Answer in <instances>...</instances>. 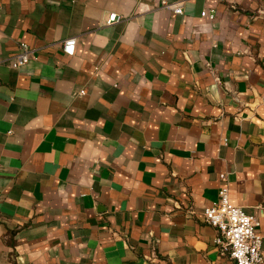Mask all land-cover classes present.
I'll list each match as a JSON object with an SVG mask.
<instances>
[{"label":"crops","instance_id":"crops-1","mask_svg":"<svg viewBox=\"0 0 264 264\" xmlns=\"http://www.w3.org/2000/svg\"><path fill=\"white\" fill-rule=\"evenodd\" d=\"M161 1L0 0V264H236L220 173L264 254V0Z\"/></svg>","mask_w":264,"mask_h":264},{"label":"built area","instance_id":"built-area-1","mask_svg":"<svg viewBox=\"0 0 264 264\" xmlns=\"http://www.w3.org/2000/svg\"><path fill=\"white\" fill-rule=\"evenodd\" d=\"M161 6L174 13L183 12L182 0H162ZM213 11L209 18H213ZM120 17L112 12L108 15L107 24H112ZM75 38H66L62 43V51L67 55L74 53ZM34 57V49L25 43L19 44L18 52L11 58L14 67L25 65ZM79 94H84L80 90ZM221 185L218 188L217 198L203 209L204 221L218 231L214 237V244L222 254H228L236 264H261L264 254L261 249L263 236L256 230L259 222L257 218L244 211L243 207L234 205L229 200V188L224 173L219 174Z\"/></svg>","mask_w":264,"mask_h":264}]
</instances>
